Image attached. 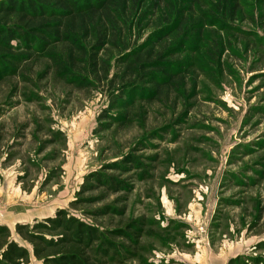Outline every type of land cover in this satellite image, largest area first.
<instances>
[{"label":"rangeland","instance_id":"1","mask_svg":"<svg viewBox=\"0 0 264 264\" xmlns=\"http://www.w3.org/2000/svg\"><path fill=\"white\" fill-rule=\"evenodd\" d=\"M219 1L112 7V26L97 19L108 35L96 76L62 45L0 75V225L28 250L27 264L42 261L15 226L59 210L101 232L138 224L136 243L112 238L126 251L102 264L264 262V0H238L231 24L216 20ZM117 38L153 46L178 78L118 101ZM94 174L126 188L110 193Z\"/></svg>","mask_w":264,"mask_h":264},{"label":"trees","instance_id":"2","mask_svg":"<svg viewBox=\"0 0 264 264\" xmlns=\"http://www.w3.org/2000/svg\"><path fill=\"white\" fill-rule=\"evenodd\" d=\"M126 1L0 0V75L9 72L14 74L15 67L24 61L44 57L52 48L62 45L77 51L78 61L91 66L90 72L96 76V55L105 46L108 35V30H102L97 24V19H102L104 23L109 22L112 26V7L119 8ZM219 2L214 15L216 20L233 23L240 10L239 1ZM118 38L117 48L121 53H126L122 65L123 78L126 81L117 90L118 101L124 97L122 95L125 91L131 95L145 92L143 85L147 83L151 84L155 91H160L178 78L181 70H171L162 54L153 53V46L142 44L132 47ZM76 62L77 60L73 59L67 66L60 67V75L70 76L69 71L75 68ZM71 76L70 82L78 80L80 87L87 88L92 85L86 77L79 78L73 74ZM154 96V93H150L148 97L153 99ZM105 116L103 120L110 119L108 114ZM123 163L133 165L136 160L128 156ZM116 167L124 169L126 166ZM91 179L110 193L126 188L124 183L106 174H94ZM91 187L89 185V188ZM135 225L138 224L132 222L124 229L101 232L98 228L70 216L66 211L59 210L53 217L35 221L32 225L17 224L15 234L21 241L31 245L33 256L42 261V264H102L105 259L113 260V256L117 255V247L126 251L116 245L112 238L136 243L140 229ZM0 251V259L4 264L28 263V250L12 240L11 231L1 225ZM259 264L264 262L260 261Z\"/></svg>","mask_w":264,"mask_h":264}]
</instances>
